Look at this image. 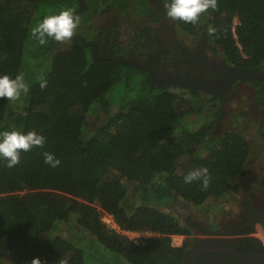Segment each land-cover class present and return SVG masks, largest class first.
Masks as SVG:
<instances>
[{"label":"trees","instance_id":"1","mask_svg":"<svg viewBox=\"0 0 264 264\" xmlns=\"http://www.w3.org/2000/svg\"><path fill=\"white\" fill-rule=\"evenodd\" d=\"M217 4L197 24L176 20L175 26L204 36L228 65L264 63V0ZM152 8L148 0H0V76L15 79L22 72L29 86L19 100L0 98V133L35 131L45 137L42 148L21 150L13 168L0 157V256L8 264H31L37 257L42 264H89L77 239L92 240L95 253L114 262L185 264L193 233L171 207L198 206L233 190L250 144L231 126L214 134L219 103L211 98L205 110L196 87L159 86L145 70L93 55L80 39L48 38L42 46L31 35L45 17L71 9L80 17L76 32L84 41L100 37L103 43L106 33L109 47L124 50L129 47L118 43L113 21L104 30L96 17L132 19ZM209 27L217 30L214 35ZM120 83L128 96L116 99L109 92ZM88 119L95 121L94 130ZM44 152L59 159V166L46 164ZM205 167L211 177L206 189L200 181L184 182L187 173ZM102 212L120 230L150 236L130 239L108 227ZM69 221L79 233L59 234ZM215 227L210 223L207 230ZM173 235L187 239L176 246Z\"/></svg>","mask_w":264,"mask_h":264},{"label":"flooded vegetation","instance_id":"2","mask_svg":"<svg viewBox=\"0 0 264 264\" xmlns=\"http://www.w3.org/2000/svg\"><path fill=\"white\" fill-rule=\"evenodd\" d=\"M148 3L152 5L153 11L152 13L149 12L148 15L139 16L141 17L140 23L130 32L127 45L129 48L127 49L120 50L109 47L106 33L102 39L103 43L100 37L84 41L79 32H75L73 37L91 47L93 55L103 48L106 55H102V57L120 63L132 64L147 71L151 79L159 86L176 84L182 88L201 87L203 90L209 91L212 96H218V98L220 95L226 94L232 96L234 93L243 90L248 94V100L252 106L251 112L255 118L254 132L262 144L264 141V63L249 68L240 65H228L212 49L211 44L206 42L205 37L199 34L192 36L195 37L194 39L198 38V43L191 50L187 48L184 42L180 48L178 45L179 38L184 33L180 32L175 26V21L170 20L166 15L164 5L170 4V2L148 0ZM110 20L109 18L103 26L104 30H107L106 27ZM113 24L116 26L117 41L120 43L121 28L118 30V24L116 22ZM159 29H166L168 34L158 32ZM137 39L140 41L139 46L136 43ZM121 46L124 45L121 44ZM202 51H205L206 55ZM179 61L183 64L186 63L189 67L183 75L179 73L181 64ZM172 67L178 71L177 80L171 76L170 68ZM194 67L198 68V75H194ZM158 72L162 73L161 77H158ZM221 104L223 105V103ZM262 181L264 182V176ZM249 198L250 193H246L242 201L244 207L242 215L226 221L222 229L206 230L202 233L196 223L186 221L185 223L190 227L192 233L196 229L199 234L206 236L202 239H196V235L193 233L192 236L195 237L191 236L193 240L191 251L205 242L217 241L237 250L264 254V209L258 210L253 205L250 206L248 204ZM256 225L260 229V234L256 232ZM250 227L253 228L252 231H245ZM185 238L187 237L185 236ZM195 264H264V259L248 262L227 254L205 252L199 255Z\"/></svg>","mask_w":264,"mask_h":264},{"label":"rangeland","instance_id":"3","mask_svg":"<svg viewBox=\"0 0 264 264\" xmlns=\"http://www.w3.org/2000/svg\"><path fill=\"white\" fill-rule=\"evenodd\" d=\"M111 19V21L116 22L118 24V30L120 29V39L119 42L127 46L128 40L130 36V32L132 29L139 25L141 17L137 16L136 18L128 19L123 17H117L112 14H102L96 17L95 23L96 24H102L105 25V23L108 21V19ZM158 32H162L165 34L166 29L161 30L159 29ZM200 37V36H198ZM195 38V37H194ZM190 35L182 34L179 38V47L184 42L187 45V48L189 50L194 47L196 43H198V38L194 39ZM195 41H194V40ZM193 40V41H192ZM181 48V47H180ZM100 49V48H99ZM202 53L205 54V51H202ZM100 55H106V52H104L103 48H101L98 52ZM180 62V61H179ZM180 75H183L185 70L188 67L186 63L180 62ZM171 76L177 80V69L172 67L170 68ZM194 75L199 74V70L197 67H194L193 69ZM162 73L158 72V77H161ZM135 81H133L131 86H134ZM195 90L201 91L202 98H200L199 102H203V108L207 109V104L205 101L212 98L213 101H216L219 103V105H223L219 108L218 118L215 122V130L214 134L219 135L221 134L225 129L228 128V126L233 127L234 130L239 131L243 134L244 138L249 142L250 144V153L245 165V168L240 175L239 179L235 183L233 190L231 193L227 194L226 197L223 198H208L205 200L202 204L198 206H190L186 202H180L173 207H171V211H173L177 216H179V219L183 222L191 221V223H196L201 231H206L208 227H210V223H215L216 227L214 229H222L224 226L223 224L226 221L233 220L235 217H240L243 212V199L244 196H246V193H250V198L248 204L250 206L253 205L254 208L261 210L264 209V182L262 181V177L264 176V150L262 147V144L260 143L256 133L254 132V117L252 116V106L250 101L248 100V94L244 92L243 90L238 91L234 93L232 96L230 95H220L218 96L214 95L212 96L209 91L203 90L201 87H196ZM114 92L113 95H116L117 97L122 98L126 97V93L128 92L127 88L123 86V83L117 84L109 93ZM134 90L131 89V93H133ZM115 106H113L114 108ZM112 108V109H113ZM111 109V110H112ZM205 112V111H204ZM208 112V111H207ZM206 113V112H205ZM208 116H211L210 112H208ZM253 118V119H252ZM87 122H90V128L91 130H94L96 123L92 119H88ZM230 128V127H229ZM160 209H165L164 207H160ZM102 221L110 228L116 230L117 232L124 234L128 236L130 239H140L144 237H149L150 234L146 232H138V233H126L125 231H122L118 228V226L113 221L112 217L107 214L106 212H102L101 214ZM256 232L260 234V229L256 225ZM76 224L69 222H64L58 229L59 234L65 232V229H70L72 232H78L77 231ZM75 233V234H78ZM193 233L196 235V239H202L206 236H202V234H199L196 229H194ZM81 236V235H78ZM193 238L195 236H192ZM187 239L183 235H173L172 236V244L176 246H180L182 242ZM191 239V238H190ZM78 240V239H77ZM75 240V241H77ZM74 241V240H72ZM74 243L80 247H82L85 251V255L88 259L89 264H122L124 262L127 263L124 259H120L118 262H114L111 260H108V258H102L98 254L95 253V248H97V245L92 243V240L88 239L89 244L80 242ZM193 241V240H192ZM191 241V242H192ZM83 243V244H82ZM93 244V248H89L90 245ZM103 261L105 263H103ZM0 264H8V260L6 256L3 254L0 256Z\"/></svg>","mask_w":264,"mask_h":264},{"label":"clouds","instance_id":"4","mask_svg":"<svg viewBox=\"0 0 264 264\" xmlns=\"http://www.w3.org/2000/svg\"><path fill=\"white\" fill-rule=\"evenodd\" d=\"M166 15L170 20H180L185 23L197 24L202 14L209 9L218 10L217 0H171L170 4L164 5ZM80 17L75 15L71 9L61 11L58 15H50L43 19L31 29V35L40 45H46L48 38H52L57 42L70 41L78 26ZM214 27H209L208 34L216 33ZM41 89L47 87V81L42 80ZM29 86L24 80V74L21 72L16 75L15 79L8 75L0 76V98H7L10 101L20 99L21 93L27 94ZM0 157L5 158L8 162L6 167L13 168L20 163V151H30L33 147H43L45 137L37 134L35 131H29L23 134L19 131H4L0 133ZM45 163L52 167H57L60 160L55 158L53 154L44 152ZM211 177L209 170L205 168L196 169L187 173L184 177L185 183L200 181L201 187L206 189L210 183ZM31 264H42L40 258H34ZM59 264H68L67 259H61Z\"/></svg>","mask_w":264,"mask_h":264},{"label":"water","instance_id":"5","mask_svg":"<svg viewBox=\"0 0 264 264\" xmlns=\"http://www.w3.org/2000/svg\"><path fill=\"white\" fill-rule=\"evenodd\" d=\"M75 15L77 14L75 13ZM205 252H218L222 254H227L248 262H257L264 259V254L249 253L226 246L217 241H210L205 242L200 246L196 247L194 250H192L187 257V264H195L199 255Z\"/></svg>","mask_w":264,"mask_h":264},{"label":"built area","instance_id":"6","mask_svg":"<svg viewBox=\"0 0 264 264\" xmlns=\"http://www.w3.org/2000/svg\"><path fill=\"white\" fill-rule=\"evenodd\" d=\"M109 226V225H108ZM126 232V231H125ZM126 233H129V232H126ZM130 233H138V232H130Z\"/></svg>","mask_w":264,"mask_h":264}]
</instances>
